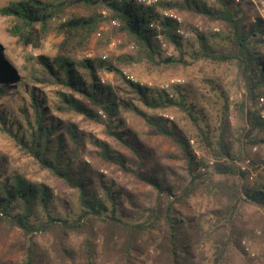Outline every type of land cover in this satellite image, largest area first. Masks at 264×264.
Instances as JSON below:
<instances>
[{"label": "trees", "instance_id": "obj_1", "mask_svg": "<svg viewBox=\"0 0 264 264\" xmlns=\"http://www.w3.org/2000/svg\"><path fill=\"white\" fill-rule=\"evenodd\" d=\"M168 8L220 25L221 33L233 45L231 51L216 50L218 34L208 31L197 34L198 48L191 46L190 54L235 66L242 90L240 101L230 103L220 85L208 81L214 96L208 108L190 99V85L173 84L169 93L133 82L123 74L118 65L135 59L153 65L185 64L177 22L162 14ZM101 11L106 12L105 17ZM0 15L10 19L8 31L23 46H38L44 34L52 28L58 31L61 41L55 54L38 56L39 69L32 81L56 88L57 110L102 124L113 141L138 158L143 152L152 171L142 175L140 167L133 173L157 190L155 204L142 210L138 221L124 220L118 214L121 196L114 186L99 181L94 187L92 180L83 178L85 168L77 166L86 165L80 157L83 134L76 125L65 128L52 117L53 106L41 94L27 90V76L14 71L0 47V98L8 91L21 96L20 120L17 115L3 113L0 130L40 168L63 179L77 193V207L66 200L67 215L58 217L52 214V190L47 185L32 181L26 174L9 172L0 163V226L6 223L8 229H18L27 238L23 264H57L58 260L70 264H232V250L247 256L241 245L247 233L239 226L237 212L243 203L264 209V174L247 182L238 162L251 158V147L264 145V116L257 106L264 90L263 18L255 13L250 21L248 9L234 0H156L148 5L136 0H12L0 7ZM105 19L118 22L136 56L122 54L115 58L117 65L111 57L85 55ZM157 35L174 48V56H161ZM102 72L112 74L116 84L104 80ZM144 108L174 109L185 119L177 125L161 115L148 114ZM210 109L215 110L212 116ZM127 113L149 126L154 135L169 138L180 147L188 181L177 188L178 194L163 187V177L157 176L159 161L139 139ZM92 142L101 149L102 158L129 170L106 142ZM206 159L213 162L212 172L205 165ZM252 161L253 169L259 167L255 159ZM140 164L144 165L142 160ZM194 200L213 206L215 223L203 227L202 215L192 205ZM36 233L49 237V250L38 251L33 241ZM73 236L80 237L77 245L71 243ZM258 259L248 256L246 264H258Z\"/></svg>", "mask_w": 264, "mask_h": 264}, {"label": "rangeland", "instance_id": "obj_2", "mask_svg": "<svg viewBox=\"0 0 264 264\" xmlns=\"http://www.w3.org/2000/svg\"><path fill=\"white\" fill-rule=\"evenodd\" d=\"M12 0H0V7H3ZM169 1V0H166ZM243 9H248L250 14V21L254 20L252 14L257 13L264 19V7L259 8L242 0L240 3ZM173 11L181 18L179 28L185 31L186 38H183V45L181 49L186 53L185 64H160L153 65L149 61H139L138 59L130 61L128 64H117L115 58L122 54L135 55L132 43L127 36L119 30V25H112V20L105 19L99 27V32L91 39L86 56L98 54L99 56H106L109 60L116 62L123 74L133 82H139L148 86H156L160 89H165L170 93L171 86L176 83L190 85L192 93L190 99L200 105L204 104L208 108L214 100L213 94L209 90L208 81L213 84L220 85L221 90L228 95L230 103L240 101L242 90L237 79V71L235 66L228 64H218L210 60L193 56L190 54L192 47L198 48L196 37L198 33H205L212 31L216 36V50L220 52H228L233 49V45L225 38L223 30L220 25L207 22L205 18L195 14H180L174 9H165V11ZM104 17L105 11L100 12ZM11 21L7 17L0 15V47L2 57H7L9 64L19 76H27L29 85L28 91H34L41 94L47 100L48 105L52 107L51 115L59 119L62 125L66 128L67 125L74 124L77 126L79 132L83 134L82 146L83 152L81 158L86 165L83 166L85 173L83 178L92 180L94 187L99 185V181L108 183L114 186V191L119 193L121 200L117 208L119 215L128 222H135L140 219L141 211L151 208L156 201L157 190L153 189L149 184L144 183L138 179L133 171L142 169V175L148 174L152 171L153 166L149 164V160L143 152H140V157H136L130 150L113 141L111 137L106 134L105 127L102 124L84 121L81 117L75 116L72 113L62 112L57 110L56 88L44 82H33L32 76L37 73L39 64L37 58L39 55L52 57L56 52V46L61 41V36L55 28H52L43 35L38 46L28 44L23 46L17 38L9 33ZM177 27V28H178ZM182 38V37H181ZM170 45V44H169ZM171 46V45H170ZM160 47V46H159ZM172 47V46H171ZM186 47V48H185ZM174 49V48H173ZM161 56L165 55L161 51ZM83 55V54H82ZM178 58V56H177ZM104 80L116 84L114 77L110 73L102 72ZM42 77V76H41ZM44 79V78H43ZM20 97L8 91L4 97L0 98V115L9 113L20 120L18 116V107L20 105ZM141 107V106H140ZM148 114L161 115L168 118L170 121L181 125V120L185 115L177 112L174 109L168 111H151L144 108ZM212 111V109H210ZM215 114V110L211 112V116ZM127 120L133 129L137 132L139 139L148 145L156 155V160L159 161L161 168L157 171L158 177H163V187H169L174 194H178L177 188H182L187 184L188 175L186 171L185 160L183 153L179 146H177L171 139L156 136L149 126L143 124L133 113L126 114ZM232 121V118H230ZM93 140L106 142L110 151L120 155L125 163L124 165L129 170H124L115 161L102 158V152L99 147L93 144ZM193 147L195 154L200 157V152L196 149L193 140L189 141ZM255 147V146H253ZM253 147L249 150V156L252 160L259 163V167L255 168L256 175L264 174V145H257L258 150L253 152ZM140 160L144 165L140 164ZM208 171L212 172V163L206 159ZM0 163L4 164L9 172L16 171L18 173L26 174V176L36 183H44L52 190V214L58 217H65L67 215V202L74 208L77 207V193L71 188L63 179L57 178L50 174L46 169L40 168L38 162L29 154L21 150L15 142L8 137V135L0 130ZM240 162H238L239 164ZM75 166V167H77ZM163 175V176H162ZM255 175V176H256ZM216 179H222V176L215 175ZM254 180V179H253ZM246 181L250 182L248 177ZM198 200L192 202L197 214L202 215V225L207 228L209 225L215 223V217L212 215L211 207L206 202L198 203ZM207 207V208H206ZM122 208L124 211L122 212ZM239 226L246 231L247 235L241 238V245L247 253L245 257L239 252L231 251L232 264H246L248 256L253 258L257 256L258 264H264V209L243 203L237 212ZM6 223H1L0 226V264H23L25 260V248L27 238L18 229H8ZM38 251L49 250L50 239L47 235L36 233L33 239ZM80 237H74L71 243L76 245L79 243ZM75 245V246H76ZM209 256V252L207 253ZM44 263V260L43 262ZM57 264H70L68 261L58 260ZM102 264V263H100ZM149 264V262H147Z\"/></svg>", "mask_w": 264, "mask_h": 264}, {"label": "built area", "instance_id": "obj_3", "mask_svg": "<svg viewBox=\"0 0 264 264\" xmlns=\"http://www.w3.org/2000/svg\"><path fill=\"white\" fill-rule=\"evenodd\" d=\"M139 3H143L145 5L151 4L156 2V0H136ZM242 0H234V2L236 4H240ZM246 2L250 3L251 5L257 7L258 9L264 7V0H245ZM260 6V8H259ZM164 16L172 18L173 20H175L177 22V25H179L181 23V18L174 13L173 11L169 10V11H165L163 13ZM112 25L114 26H118V22L115 20H112ZM176 34L182 38H186V33L184 30H182L181 28H177L176 29ZM158 44L160 46L161 51L163 52V54L166 57H171L174 56V49L173 47H171L162 37V35H157L156 37ZM257 106L261 109V116H264V90H263V94L260 97V99L258 100ZM253 152H256L258 150V147L255 146L253 147ZM264 159V158H263ZM252 157L251 158H247L243 161H241L238 166L241 172L247 174V177L250 181H252L256 175V172L254 171V169L251 167L252 166ZM210 163H212L210 161Z\"/></svg>", "mask_w": 264, "mask_h": 264}]
</instances>
